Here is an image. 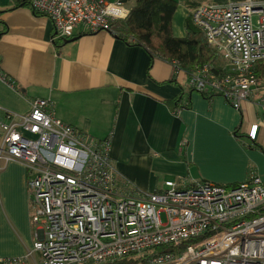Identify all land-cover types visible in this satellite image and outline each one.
<instances>
[{"label":"built area","instance_id":"2783aa9c","mask_svg":"<svg viewBox=\"0 0 264 264\" xmlns=\"http://www.w3.org/2000/svg\"><path fill=\"white\" fill-rule=\"evenodd\" d=\"M14 1L50 20L52 42L72 39L79 25L114 34L127 11L118 0ZM191 16L222 57L224 75L206 66L188 73L173 62L175 75L237 111L246 103L264 109V0L206 3ZM10 162L25 169L36 232L30 250L0 264H264V184L254 173L234 186L165 182L158 192H128L109 141L63 123L45 99L27 115L0 107V163Z\"/></svg>","mask_w":264,"mask_h":264},{"label":"crops","instance_id":"0c3cea01","mask_svg":"<svg viewBox=\"0 0 264 264\" xmlns=\"http://www.w3.org/2000/svg\"><path fill=\"white\" fill-rule=\"evenodd\" d=\"M186 1L177 0L175 37L185 35L191 13ZM14 3L0 0L1 108L21 116L36 99L53 102L63 123L109 141L117 180L131 193L158 192L165 182L234 186L250 173L264 184V154L234 135L238 129L264 150L260 105L246 103L237 111L220 96L207 100L175 75L172 64L157 58L148 69L142 48L125 45L108 31L79 25L69 42H52L50 20L27 7L12 9ZM132 4L124 3L128 13ZM172 79L175 84H167ZM179 95L190 108L173 114L165 101ZM26 184L19 163H0V259L24 255L35 239Z\"/></svg>","mask_w":264,"mask_h":264},{"label":"trees","instance_id":"16d2710c","mask_svg":"<svg viewBox=\"0 0 264 264\" xmlns=\"http://www.w3.org/2000/svg\"><path fill=\"white\" fill-rule=\"evenodd\" d=\"M123 3L133 1L129 13L123 20L112 24V31L117 39L129 47L142 48L148 55L150 62L148 69L152 67L155 59H162L186 72H195L203 67L209 68L217 76L224 75L223 62L216 49L208 45L204 33L193 24L191 13L184 21V37H175L172 33V19L177 8V0H118ZM203 1L188 0L185 7L193 10L201 5ZM27 7L37 16L25 1H15L12 9ZM1 13V12H0ZM67 40H61L65 44ZM167 84H175L173 79ZM194 91L193 89H191ZM202 97L210 100L217 94L212 92H200ZM173 114L183 109H189L190 103L183 104L180 95L165 101ZM234 135L241 140L243 146L262 152L264 150L250 136L242 134L238 129ZM119 182V181H118ZM120 185L123 183L119 182ZM124 185V184H123ZM113 264H136V261L121 260Z\"/></svg>","mask_w":264,"mask_h":264},{"label":"clouds","instance_id":"9594fccd","mask_svg":"<svg viewBox=\"0 0 264 264\" xmlns=\"http://www.w3.org/2000/svg\"><path fill=\"white\" fill-rule=\"evenodd\" d=\"M119 15H120L121 18H126V16H127V11L124 10V11H122Z\"/></svg>","mask_w":264,"mask_h":264},{"label":"rangeland","instance_id":"374dc122","mask_svg":"<svg viewBox=\"0 0 264 264\" xmlns=\"http://www.w3.org/2000/svg\"><path fill=\"white\" fill-rule=\"evenodd\" d=\"M106 1H112V0H106ZM203 4H206V3H203ZM207 4H209V3H207ZM202 5V4H201ZM200 6V5H199ZM198 7V6H197ZM195 9V8H194ZM191 13H192V11H191ZM191 19H192V17H191ZM193 22V21H192ZM194 24V23H193ZM195 25V24H194ZM196 26V25H195ZM206 38V37H205ZM209 45V44H208ZM210 46V45H209ZM221 60H222V62H224L223 61V59H222V57H221ZM171 64V63H170ZM223 66H224V63H223Z\"/></svg>","mask_w":264,"mask_h":264},{"label":"water","instance_id":"95a60500","mask_svg":"<svg viewBox=\"0 0 264 264\" xmlns=\"http://www.w3.org/2000/svg\"><path fill=\"white\" fill-rule=\"evenodd\" d=\"M73 39V38H72ZM72 39H70V40H72ZM67 42H69V40H67ZM67 42H65V43H67Z\"/></svg>","mask_w":264,"mask_h":264}]
</instances>
